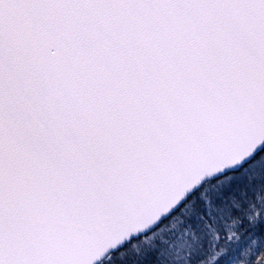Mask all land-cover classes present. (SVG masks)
Instances as JSON below:
<instances>
[{"label": "snow or ice", "instance_id": "1", "mask_svg": "<svg viewBox=\"0 0 264 264\" xmlns=\"http://www.w3.org/2000/svg\"><path fill=\"white\" fill-rule=\"evenodd\" d=\"M0 264H264V0H0Z\"/></svg>", "mask_w": 264, "mask_h": 264}]
</instances>
